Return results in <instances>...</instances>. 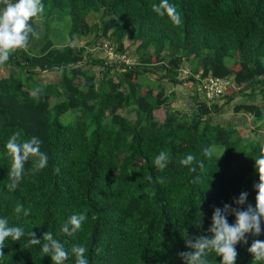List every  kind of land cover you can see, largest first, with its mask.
I'll list each match as a JSON object with an SVG mask.
<instances>
[{"label": "trees", "instance_id": "16d2710c", "mask_svg": "<svg viewBox=\"0 0 264 264\" xmlns=\"http://www.w3.org/2000/svg\"><path fill=\"white\" fill-rule=\"evenodd\" d=\"M42 2L43 37L37 43L31 38L26 50H15L0 65V218L38 239L51 231L69 251L66 264H75L74 245L88 248L89 264H185L179 253L190 251L186 236H211L216 207H237L233 200L242 191L256 205L254 159L264 143L211 113L222 110L216 100L228 103L238 91L264 90V0H169L181 14L179 25L153 10L160 0ZM55 19L68 21L64 44L49 34ZM125 38L131 40L129 51ZM99 39L132 63L117 62L105 48L93 52ZM184 62L190 79L200 70V78L230 79L234 87L182 111L171 104L166 84L179 80ZM43 71L57 72V79L42 83ZM152 73L159 75L151 78ZM160 109L163 117H157ZM232 111L249 113L255 133L263 127L256 103L237 102ZM18 130L22 139L42 140L49 162L32 173L30 159L18 188L9 191L5 144ZM212 145L221 151L204 157L203 149ZM162 150L170 162L160 171L154 158ZM190 153L203 161V170L191 173L180 164ZM17 204L30 215L17 216ZM84 211L82 231L72 236L61 231L72 214ZM227 219L235 223V216ZM246 238L247 244L237 245L235 264H253L248 248L253 240L264 241V222L261 235ZM27 239L7 240L0 264H52L40 245L26 247ZM207 258L211 264L222 261L214 251Z\"/></svg>", "mask_w": 264, "mask_h": 264}, {"label": "clouds", "instance_id": "9594fccd", "mask_svg": "<svg viewBox=\"0 0 264 264\" xmlns=\"http://www.w3.org/2000/svg\"><path fill=\"white\" fill-rule=\"evenodd\" d=\"M0 3L4 4L3 9H0V65H3L9 61L10 55L15 50H26L30 39L38 38L39 33L34 30L31 21L44 12V4L42 0H16V2L0 0ZM153 10L161 16L167 15L176 25L182 22L181 14L169 0H160L158 5H153ZM42 143V140L36 136L22 139L20 130L8 138L5 147L7 155L11 157V166L8 172L9 182L6 184L9 191H15L18 188L25 173V165L30 159L32 160V173H39L48 166L49 156L41 150ZM217 152V147L212 145L203 149V156L210 159ZM254 160L255 168L259 174V183L253 186L257 193L255 208L247 203L249 193L246 191H242L238 198H234L233 203L237 207H233L231 204H224L223 208L216 207L212 216V225L208 229L211 236L200 235L194 239L188 235L186 238L184 237L186 247L190 251L181 252L179 255L185 264H211L207 258L209 251H214L216 256L222 257L221 264H235L239 255L237 245L247 244L246 237L249 234L261 235L262 222H264V148H261L260 154ZM169 162L170 156L163 150L154 158V165L160 171H163ZM179 162L182 166L188 167L191 173H195L197 167L201 170L204 168L203 161L197 160L196 155L191 153L181 158ZM57 171L59 170L57 169ZM160 182L163 183L162 180ZM246 204L245 209L244 205ZM14 213L17 216L23 213L26 217L30 215V209H25L23 204H17ZM229 215L235 216L234 224L228 222ZM87 219V211L72 214L62 226L61 231L72 236L78 231H82ZM184 231L187 233L186 229ZM25 236L28 238L26 247L40 245L42 254L49 256L52 264H66L69 259V251L51 231H47L42 235V239H38L33 231L26 233L23 227L10 225L7 218H0V258L5 256L4 249L7 240L11 239L16 242ZM71 252L75 255V264H89L86 255L87 247L74 245ZM99 252L100 249L97 248V254ZM248 252L253 256V264H257V262L264 264V241L253 240Z\"/></svg>", "mask_w": 264, "mask_h": 264}, {"label": "crops", "instance_id": "0c3cea01", "mask_svg": "<svg viewBox=\"0 0 264 264\" xmlns=\"http://www.w3.org/2000/svg\"><path fill=\"white\" fill-rule=\"evenodd\" d=\"M81 42V41H80ZM38 78L41 80L42 83H47L48 81L56 80L57 79V72H41L38 75ZM196 79V78H195ZM198 82L196 80L192 79H179L175 84L169 85L166 84V92L167 94H172L170 102L172 105L178 106L180 104V101H182V106H187L188 110H192L196 103L199 100L204 99L202 95L200 94L198 90ZM256 88L255 94H252L250 91L251 89H247L245 92L238 91L236 95L231 99L228 103H224L223 99L216 100L219 103V109L222 108L223 111L230 110L229 116L227 118H222L223 121H221L220 116L216 117L215 119L218 122L223 123H233L237 128H243L247 129L248 126L252 125L253 118L249 113H246L244 111H241L239 113H234L232 111V106L237 102H248L252 101L259 105L261 108L262 113L264 114V90H260ZM245 93V95H244ZM215 101V102H216ZM215 112V111H214ZM264 117V116H263ZM251 119V120H250ZM264 121V120H263ZM259 135V134H258ZM248 136L251 138L250 134Z\"/></svg>", "mask_w": 264, "mask_h": 264}, {"label": "rangeland", "instance_id": "374dc122", "mask_svg": "<svg viewBox=\"0 0 264 264\" xmlns=\"http://www.w3.org/2000/svg\"><path fill=\"white\" fill-rule=\"evenodd\" d=\"M35 22H36V26H37V32L39 33V36L38 38H35V41L34 43H37V41H39L44 33H45V25H44V22L42 20V18L40 16L36 17L35 18ZM68 29V21L65 19V20H60V19H55L54 21H52L49 25V34L54 37V41L56 44H64L66 42V34H67V30ZM87 40V39H86ZM86 40H82L81 42L80 41H74L75 44H78V45H81L83 44ZM98 42L100 43L99 47H95L93 49V52H100L101 50H103L104 48V43H106L107 41H104L102 39H99ZM103 42V43H102ZM124 44L127 46V50L129 51L130 50V46L132 47V44H131V40L128 39V38H125L124 39ZM92 52V53H93ZM100 54L104 55L103 52H101ZM227 63H229V60H226ZM188 63V62H187ZM187 63H183L181 65V68L179 69V73H178V78L182 80L183 79H190L191 77V73L189 72L190 70V67L187 65ZM2 73L3 74H6L8 72V70L6 68H2ZM184 71H188V75H185L183 72ZM151 78H154V77H157L159 75V73H152V74H149ZM25 79H27V77L23 76ZM195 78H199V75H195ZM139 80L143 83V81L145 83L149 82V79L146 78V77H140ZM197 82H198V88L199 86L201 85L200 84V80L197 79ZM199 90V89H198ZM200 94L203 96L202 92L199 90ZM167 93V92H166ZM264 93V92H263ZM182 101H180V104L178 105V109L182 110V111H188V109L186 110L185 108H187V106H182L181 105ZM172 104V103H171ZM176 106V105H175ZM185 107V108H184ZM230 110H221L220 113H217L216 111L212 112L211 115L214 116V119L218 116H220V120H222V118H227V116H229L230 114ZM157 117L160 116V117H163V110L160 109L158 110L157 112ZM66 114L62 116V120L63 121H67L68 119H66ZM216 116V117H215ZM251 120V119H250ZM264 120V119H263ZM217 121V120H216ZM261 122H258V124H260ZM256 125L255 124H252L250 126H248L247 129H244V134H250L251 138L252 137H259L261 138L262 142L264 143V122H263V127L261 129H259V131L257 133L254 132V129H255ZM243 129V128H241ZM255 133V134H254ZM259 134V135H258ZM218 149V152L221 151V148L220 147H217Z\"/></svg>", "mask_w": 264, "mask_h": 264}, {"label": "built area", "instance_id": "2783aa9c", "mask_svg": "<svg viewBox=\"0 0 264 264\" xmlns=\"http://www.w3.org/2000/svg\"><path fill=\"white\" fill-rule=\"evenodd\" d=\"M104 48H105L107 56H109L110 58L114 60H117V62H121L124 64L132 63V60L125 54H122V55L115 54L113 52V49L110 46H108L107 43H104ZM183 72H185L184 73L185 75H188L190 71L188 72V71L183 70ZM196 74L199 75V78H196V79H199L200 84H201L198 89L202 92L203 94L202 97L207 101H213L215 98L219 97L225 91V89L228 88L229 86L234 87V85L230 82V79H226V78L219 79L211 75H206L200 78V74H201L200 70ZM195 75H194V78H195Z\"/></svg>", "mask_w": 264, "mask_h": 264}]
</instances>
